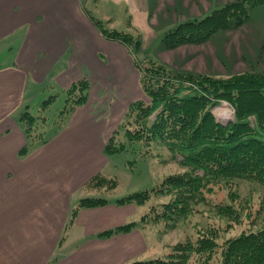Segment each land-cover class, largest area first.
<instances>
[{
  "label": "crops",
  "instance_id": "obj_1",
  "mask_svg": "<svg viewBox=\"0 0 264 264\" xmlns=\"http://www.w3.org/2000/svg\"><path fill=\"white\" fill-rule=\"evenodd\" d=\"M97 3H115L120 13L144 11L140 0H0V264H128L147 250L143 232L100 235L135 221L143 210L136 206L82 208L70 223L81 198L126 195L106 196L86 183L101 172L118 179L129 172L125 156H108L103 146L129 104L145 95L128 47L106 38L94 23L107 17H92L89 8ZM202 46L177 47L168 62L201 73L228 72L233 64L237 73L248 68L241 61H251L238 46L236 59L217 60L222 68L195 66L189 58ZM81 78L90 86L86 101L45 141L30 143L21 113Z\"/></svg>",
  "mask_w": 264,
  "mask_h": 264
},
{
  "label": "trees",
  "instance_id": "obj_2",
  "mask_svg": "<svg viewBox=\"0 0 264 264\" xmlns=\"http://www.w3.org/2000/svg\"><path fill=\"white\" fill-rule=\"evenodd\" d=\"M257 5H264V0H231L203 18H185L163 36L164 48L199 45L219 31L235 30L247 22L250 10ZM93 20L106 38L122 42L132 55V34L107 29L101 21ZM133 62L148 101L140 99L129 104L121 123L105 142L103 152L109 156L138 150L142 161L156 157L154 146H160L178 156L185 169L168 173L159 182L114 201L107 197L81 198L72 208L70 223L82 208L109 202L139 207L159 198L143 209L137 220L100 235L152 226L163 234L197 213L196 205H210L220 220L218 224L209 223L205 227L195 224V232L178 240L170 252L128 264H264V70L216 77L174 69L153 60L147 66L134 59ZM89 87L85 78L74 81L67 89L44 98L35 113L41 115L42 122L48 121L43 113L63 95L65 104L50 123L63 127L74 108L86 101ZM225 101L234 115L227 124L218 121L212 111ZM36 114L31 109L20 115L30 143L44 135L38 124L33 125ZM134 163L129 160L126 165L132 169ZM237 180L252 183L257 189L242 195ZM118 185V178L103 173L86 183L87 189L106 196L116 194ZM219 190L225 192V200L219 203L209 200ZM159 224L164 226L160 228ZM234 226L246 228L224 238V233Z\"/></svg>",
  "mask_w": 264,
  "mask_h": 264
},
{
  "label": "rangeland",
  "instance_id": "obj_3",
  "mask_svg": "<svg viewBox=\"0 0 264 264\" xmlns=\"http://www.w3.org/2000/svg\"><path fill=\"white\" fill-rule=\"evenodd\" d=\"M229 1L231 0H140L144 9L142 14L132 11L131 8L125 9L124 11L122 10V13H120L119 5H116L115 3H97V7L94 5L93 8H89V11L92 13V17L98 15L107 16L106 18H101L104 19L103 22H101L105 28L132 34L134 39L130 43V47L132 50V57L136 63H141L142 66H147L149 60H153L162 62L174 69L183 70L182 67L175 66L177 63L172 65L168 62V58L173 51L164 48L163 36L169 31V29L174 28L185 18H203L210 14L214 9L222 7L224 3ZM96 11H99V13L97 12V15L95 14ZM201 45L203 46L200 48V55H197L194 58L188 57L191 60L190 62L195 66L207 62L222 68L223 64H220L217 60L221 62V56L233 57L236 59L234 51L238 52V46H240L243 52L246 51L250 54L251 61L247 58L246 60L241 61L242 63L244 62L248 68L239 71L264 70V5L253 7L249 13V19L241 27L235 30L219 31L206 43ZM207 59L210 60L211 63ZM173 60L175 61V57ZM181 62L182 61H178V64L184 65V63ZM241 62L239 63L241 64ZM231 66L233 67V64H231ZM232 67L228 72H224L217 68L216 70H209L208 73L216 77H227L233 73ZM49 95L51 94H47V96ZM141 100L147 102L148 98L144 95ZM64 104V96L60 95L57 97L48 110L43 113V115L47 116L49 119L46 122H42L40 119L41 115L35 113L38 108H32L33 113L36 114V120L33 125H35V123L38 124L39 129L44 132L43 138L36 140V142H43L46 140L48 133L54 129V126L50 125V123L53 117L57 115L58 111L63 108ZM212 111L217 120L223 124L229 123L234 118L233 109L226 101L215 106ZM224 111L228 112L229 115L227 117L222 115ZM115 129L116 128H114L112 132ZM153 150L157 156L153 158L148 157L142 161L139 159L138 150L118 153L125 156V165L129 160H134L135 163L132 165V169L128 167L129 164L128 166L126 165L129 170L128 173L120 172V179H118L119 185L116 188L117 193L124 192L127 194L133 189V191H139L151 186L168 173L180 172L185 169L180 165L179 157L173 156L167 149L160 146H154ZM109 176L116 177L114 175ZM237 185L239 193L242 195L253 193V191L257 189L254 184L245 180H237ZM225 196V192L219 190L215 194L209 196V200L214 203H219L225 200ZM158 200L160 199H150L145 202L143 206H139L138 210L141 212L142 209H148L149 205ZM195 209L197 210V213L192 214L191 217L188 216V218L181 222L174 230L163 234L159 232L157 229L158 227L153 228V226L150 228L132 229L131 231L143 232L149 247V249L147 247V250L139 259L142 261L155 259L170 252V247L173 244L195 232L193 230V225L195 224L205 227L203 225L209 223L218 224L220 221L210 205L198 204L195 206ZM158 226L161 228L164 225L159 224ZM245 228L246 226L244 228H236L234 226L224 233V238L234 236ZM144 229L147 231H144ZM251 229L256 230V228Z\"/></svg>",
  "mask_w": 264,
  "mask_h": 264
},
{
  "label": "bare ground",
  "instance_id": "obj_4",
  "mask_svg": "<svg viewBox=\"0 0 264 264\" xmlns=\"http://www.w3.org/2000/svg\"><path fill=\"white\" fill-rule=\"evenodd\" d=\"M222 115H224L225 117H227L229 114H228L227 111H224V112L222 113Z\"/></svg>",
  "mask_w": 264,
  "mask_h": 264
}]
</instances>
